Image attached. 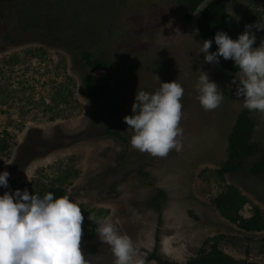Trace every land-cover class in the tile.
Listing matches in <instances>:
<instances>
[{
	"label": "rangeland",
	"instance_id": "374dc122",
	"mask_svg": "<svg viewBox=\"0 0 264 264\" xmlns=\"http://www.w3.org/2000/svg\"><path fill=\"white\" fill-rule=\"evenodd\" d=\"M254 1L231 0L228 12L239 20L245 14L264 20V0ZM263 31L255 32V46ZM83 52L109 68L110 90L99 102L91 100L83 79L101 72L87 66ZM203 56L175 0H0V138L9 145L0 153V171L28 189L76 167L78 177L65 185L66 195L85 213L92 211L93 226L104 214L129 235L145 264H158L155 250L162 259L186 262L206 239L218 236L226 254L264 264V231L244 232L214 205L226 184L250 200L244 217L252 215V205L264 212V175L250 173L264 152V113L250 110L258 153L241 154L238 170L220 180L216 171L228 161L229 136L248 108L234 94L239 77L220 73ZM200 71L224 94L215 109L205 110L197 99ZM172 80L184 89L181 147L164 156L141 152L130 144L133 130L123 117L131 115L137 90L151 93ZM61 87L72 95L63 93L66 102L56 104L52 98ZM52 114L58 116L51 120ZM91 225L82 231L85 258L114 264L110 245L96 232L83 237Z\"/></svg>",
	"mask_w": 264,
	"mask_h": 264
},
{
	"label": "clouds",
	"instance_id": "9594fccd",
	"mask_svg": "<svg viewBox=\"0 0 264 264\" xmlns=\"http://www.w3.org/2000/svg\"><path fill=\"white\" fill-rule=\"evenodd\" d=\"M260 30H264V20L245 24L235 39L218 30L213 38L197 43L205 62L219 63L220 58L233 61L238 69L235 77H239L235 96L243 97L249 110L264 113V38L253 47L255 32ZM213 42L217 47L209 51ZM194 87L205 110L215 109L224 99L206 71H200ZM183 92L176 80L160 82L151 93L136 91L131 115L123 117L133 130L130 144L135 149L159 156L180 149L177 137L183 132L179 126ZM9 176V171H0V187L9 188ZM83 220L81 207L68 195L48 191L41 196L30 194L27 188L4 191L0 194V264H89L80 247ZM96 225L98 239L111 247L114 264H145L143 253L131 237L121 234L107 217H97Z\"/></svg>",
	"mask_w": 264,
	"mask_h": 264
},
{
	"label": "trees",
	"instance_id": "16d2710c",
	"mask_svg": "<svg viewBox=\"0 0 264 264\" xmlns=\"http://www.w3.org/2000/svg\"><path fill=\"white\" fill-rule=\"evenodd\" d=\"M193 3L192 10H195L197 6L203 0H189ZM229 0H215L203 13L201 19L199 20V30L203 39H211L218 30L226 31L230 37L235 39L238 33H241L244 30L245 24H250L246 19V22L237 23L233 17L227 11V5ZM191 14L187 16L189 20ZM216 45L213 42L211 46V51L216 49ZM34 55V54H32ZM82 57L85 60V63L89 68L95 71H101L99 76L89 75L84 77L83 83L86 89V92L94 101L103 100L109 93L110 82L107 76L106 71L109 70L107 63L101 59L96 58L92 59L91 56L83 52ZM13 59H8L5 62L10 63ZM220 63L222 66L230 70H238L231 59L225 60L220 58ZM63 93L72 95V89L60 88V91L56 96L52 98V101L56 104L65 103L66 99L63 97ZM59 96V98L57 97ZM53 109V107H47ZM58 115L52 114L50 119L53 120ZM255 124L250 117L249 110H243L236 119V123L233 127V131L229 136L228 144V161L223 164V166L216 171V175L220 180H224L225 174L235 171L239 165V157L244 155L245 157L250 156L254 153V147L250 144L252 134L254 132ZM106 134L119 137L116 133L111 131H106ZM9 148L7 140L0 138V153L7 152ZM253 173H264V155L261 157V160L253 167ZM78 172L72 170H65L64 174L57 179V183L60 184V187H54L51 189H46L41 187L38 191L32 190L28 187V191H33L39 195H43L44 191H52L57 196L66 195L64 185L69 184L71 179L76 178ZM9 188L4 190L12 191L17 188L23 190L25 186L17 185L14 182L10 181ZM55 183V182H54ZM226 187L218 196L214 199V205L220 215L228 220L230 223L236 225L238 228L246 232H262L264 231V212L257 205H252V215L248 218L242 215V210L247 204H250L249 199L242 194V192L232 185H224ZM2 188V187H1ZM164 195L163 192H161ZM84 215V223L82 224V231L87 229V225L92 224V220L88 219L89 211L81 210ZM98 217H104V214H100ZM96 226L93 224L90 227V232L85 233L84 238H91L95 235ZM220 238L219 237H210L206 239L199 249L198 253L188 259L186 262L181 263L177 261L165 260L162 259L155 250L152 253V258L158 264H258L253 262H248L246 260L237 261L228 254H225L220 249Z\"/></svg>",
	"mask_w": 264,
	"mask_h": 264
},
{
	"label": "flooded vegetation",
	"instance_id": "af4514ba",
	"mask_svg": "<svg viewBox=\"0 0 264 264\" xmlns=\"http://www.w3.org/2000/svg\"><path fill=\"white\" fill-rule=\"evenodd\" d=\"M179 1H180V3H179ZM230 1L231 0H229V2H228V5H229V3H230ZM254 3L256 2V1H254V0H252ZM175 3L178 5V8H179V10H181L182 12H184L185 13V18L187 19V16H189L190 14H191V16H192V13L194 12V10H192V6H193V3L191 2V1H189V0H175ZM228 5H227V11H228ZM229 13V12H228ZM231 15V14H230ZM191 16H190V18H189V20L187 19V21H189V24H190V22H191ZM232 16V15H231ZM233 17V16H232ZM233 19L237 22V23H241V22H246V19H249V23H254V22H256V18L255 17H253V16H251V15H244L243 16V18L242 19H240V20H237V19H235L234 17H233ZM199 24V23H198ZM190 27H191V24H190ZM192 29V28H191ZM192 32H193V30H192ZM260 33H264V31L263 32H260ZM193 35H194V33H193ZM194 37H195V35H194ZM196 39V38H195ZM197 41V40H196ZM199 45V44H198ZM255 45H256V43L253 45V47H255ZM259 45V44H258ZM200 46V45H199ZM220 63V62H219ZM211 64V63H210ZM221 64V63H220ZM212 65V64H211ZM224 67V66H223ZM226 68V67H225ZM228 69V68H227ZM230 70V69H229ZM232 71H238V70H232ZM101 72V71H100ZM228 77H231V76H228ZM232 78H236V77H232ZM90 97V96H89ZM92 101H94L93 99H91ZM94 102H99V101H94ZM249 110V109H248ZM250 111V110H249ZM250 117L252 118V116H251V112H250ZM252 120H253V118H252ZM254 122V121H253ZM254 124H255V122H254ZM255 128H256V125H255ZM255 128H254V132H255ZM233 131V130H232ZM254 132H253V134H254ZM115 133V132H114ZM253 134H252V137H253ZM119 136V135H118ZM116 137V136H115ZM252 137H251V140H250V144L251 145H253V147H254V153L253 154H251L250 156H247L246 158H249V157H253V156H255V154L256 153H258V148H257V146L255 145V144H253L252 143ZM118 138H121L120 136L118 137ZM121 139H123V138H121ZM264 155V152H262V154H261V156H260V159L258 160V162L261 160V157ZM244 156V155H243ZM33 158H34V156H32V158L30 159V162L33 160ZM240 158H241V156L239 157V162H240V165H239V167L241 166V161H240ZM29 162V163H30ZM258 162H256L255 164H254V166L258 163ZM253 166V167H254ZM238 167V168H239ZM253 167L251 168V171H250V173L252 174V175H264V173H253L252 172V169H253ZM238 168L235 170V171H237L238 170ZM72 170V171H76V172H78L77 170H76V167H73V168H69L68 166H66L65 167V169L60 173V174H58V176L56 177V178H54L53 180H51L50 181V184H36V185H32V184H30L29 186H30V188H32V190H39L41 187H45L46 189H51V188H54V187H60V184H58L56 181H57V179H59L60 177H61V175H63L64 174V171L65 170ZM235 171H232V172H235ZM229 173H231V172H229ZM79 174V173H78ZM139 174L140 175H142V176H146L145 175V173L143 172V171H139ZM228 174V173H227ZM78 177V176H77ZM76 177V178H77ZM73 179H75V178H73ZM73 179H71V181L73 180ZM55 182V183H54ZM233 186V185H232ZM237 188V187H236ZM64 189L66 190V187H65V185H64ZM45 192H48L47 190L46 191H44V193ZM162 192V191H161ZM161 192H160V194H159V196L160 197H164L165 196V194L164 195H162L161 194ZM29 193L30 194H32L33 193V191H29ZM43 193V194H44ZM243 194V193H242ZM244 195V194H243ZM249 202H250V200H249ZM91 210L89 211V214H91ZM91 216V215H90ZM88 218H89V215H88ZM240 229V228H239ZM242 230V229H241ZM244 231V230H243ZM244 232H246V231H244ZM263 232V231H262ZM247 233H260V232H247ZM219 237V236H218ZM221 249V248H220ZM222 250V249H221ZM223 251V250H222ZM224 252V251H223ZM225 253V252H224ZM226 254V253H225ZM152 255V254H151ZM230 256V255H229ZM232 257V256H231ZM192 258V257H191ZM233 258V257H232ZM235 259V258H234ZM236 260V259H235ZM245 260V259H244ZM172 261V260H171ZM237 261H240V260H237ZM246 261H248V260H246ZM248 262H250V261H248ZM181 263H184V262H181ZM253 263H256V262H253ZM258 264H260V263H258Z\"/></svg>",
	"mask_w": 264,
	"mask_h": 264
},
{
	"label": "water",
	"instance_id": "95a60500",
	"mask_svg": "<svg viewBox=\"0 0 264 264\" xmlns=\"http://www.w3.org/2000/svg\"><path fill=\"white\" fill-rule=\"evenodd\" d=\"M215 0H206V3L204 4V0L197 6V8L194 10V12L192 13V16H191V28L193 30V33L195 35V38L197 40V42L199 41H202L204 40L201 33H200V30H199V26H198V23H199V20L201 19L203 13L206 11V9L214 2ZM204 4L202 7L201 5ZM195 29H198L199 31L196 32L194 31ZM209 51H211V49H209ZM212 66L217 70L219 71L220 73L226 75V76H231V77H235V73L237 71H232V70H229L225 67H223L220 63H211Z\"/></svg>",
	"mask_w": 264,
	"mask_h": 264
}]
</instances>
